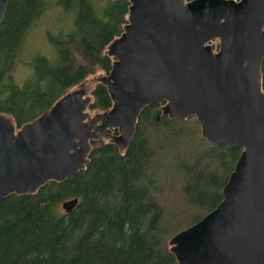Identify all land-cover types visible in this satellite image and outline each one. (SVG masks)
Instances as JSON below:
<instances>
[{
	"label": "water",
	"instance_id": "1",
	"mask_svg": "<svg viewBox=\"0 0 264 264\" xmlns=\"http://www.w3.org/2000/svg\"><path fill=\"white\" fill-rule=\"evenodd\" d=\"M9 2L0 0V26ZM128 2L97 78L108 110L92 114L79 88L20 128L0 113V202L85 171L92 142L124 152L141 113L161 105L168 120L195 118L207 143L241 150L220 203L168 242L176 264H264V0Z\"/></svg>",
	"mask_w": 264,
	"mask_h": 264
},
{
	"label": "trees",
	"instance_id": "2",
	"mask_svg": "<svg viewBox=\"0 0 264 264\" xmlns=\"http://www.w3.org/2000/svg\"><path fill=\"white\" fill-rule=\"evenodd\" d=\"M98 3L10 0L0 26V113L18 128L88 76L110 70L106 49L122 33L129 2ZM55 6L74 15L73 30H45L56 58L34 55L31 75L17 83L20 49ZM90 91L91 112L111 107L105 87L96 83ZM240 153L207 143L195 118L171 121L161 116V105L150 106L124 152L105 140L92 142L85 171L0 202V264H176L168 242L216 208ZM72 199L78 204L65 214L61 204Z\"/></svg>",
	"mask_w": 264,
	"mask_h": 264
},
{
	"label": "rangeland",
	"instance_id": "3",
	"mask_svg": "<svg viewBox=\"0 0 264 264\" xmlns=\"http://www.w3.org/2000/svg\"><path fill=\"white\" fill-rule=\"evenodd\" d=\"M98 1L100 6L106 0ZM49 11L50 12L44 14L40 17V19H38V21L28 33L24 47L20 49L21 52L16 60L13 70V76L17 83H22L31 75V68L27 64L31 61L34 55L39 54L50 61H54V58H56L54 52L52 51V47L48 42V38H46L45 30L48 29L55 31V35L61 31L67 34L73 30L72 20L74 19V15L72 16L64 12V8L58 6L50 8ZM73 58L75 64L80 63L81 59L77 53H74ZM104 75H106V72L98 70L95 74L88 76L73 90L82 88L91 94L90 90L97 83V78ZM97 112L98 111H92L91 113L95 114Z\"/></svg>",
	"mask_w": 264,
	"mask_h": 264
},
{
	"label": "flooded vegetation",
	"instance_id": "4",
	"mask_svg": "<svg viewBox=\"0 0 264 264\" xmlns=\"http://www.w3.org/2000/svg\"><path fill=\"white\" fill-rule=\"evenodd\" d=\"M29 123V122H28Z\"/></svg>",
	"mask_w": 264,
	"mask_h": 264
}]
</instances>
